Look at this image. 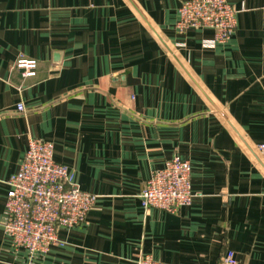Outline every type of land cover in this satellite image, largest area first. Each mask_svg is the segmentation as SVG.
<instances>
[{
	"label": "crops",
	"instance_id": "1",
	"mask_svg": "<svg viewBox=\"0 0 264 264\" xmlns=\"http://www.w3.org/2000/svg\"><path fill=\"white\" fill-rule=\"evenodd\" d=\"M183 1L0 0V264H217L227 250L264 264V0H227L236 25L214 45L212 29H176ZM29 138L97 195L33 257L4 230ZM174 155L199 194L144 209L146 180Z\"/></svg>",
	"mask_w": 264,
	"mask_h": 264
},
{
	"label": "built area",
	"instance_id": "2",
	"mask_svg": "<svg viewBox=\"0 0 264 264\" xmlns=\"http://www.w3.org/2000/svg\"><path fill=\"white\" fill-rule=\"evenodd\" d=\"M238 10L227 0H184L175 24L179 32L189 28H209L213 39L208 45L228 41L236 25ZM23 77L36 74L35 59L19 57L15 62ZM23 110L22 105L17 107ZM264 161V139L256 145ZM51 142L29 138L27 150L16 173L7 180L4 230L17 248L30 257L58 243V231L85 221L97 195L82 191L67 166L53 158ZM191 164L178 155L151 171L139 199L144 209L155 207L176 213L199 193L191 188ZM136 264H168L140 255ZM217 264H239L232 250L222 254Z\"/></svg>",
	"mask_w": 264,
	"mask_h": 264
}]
</instances>
